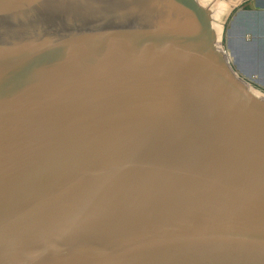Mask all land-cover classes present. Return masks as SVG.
<instances>
[{
  "label": "water",
  "instance_id": "95a60500",
  "mask_svg": "<svg viewBox=\"0 0 264 264\" xmlns=\"http://www.w3.org/2000/svg\"><path fill=\"white\" fill-rule=\"evenodd\" d=\"M195 0H0V264H264V99Z\"/></svg>",
  "mask_w": 264,
  "mask_h": 264
},
{
  "label": "rangeland",
  "instance_id": "374dc122",
  "mask_svg": "<svg viewBox=\"0 0 264 264\" xmlns=\"http://www.w3.org/2000/svg\"><path fill=\"white\" fill-rule=\"evenodd\" d=\"M205 11L209 12L212 18L213 27L219 25L221 32L220 47L227 63L233 72L242 79L249 90L258 91L263 95L264 89L261 88L264 83L258 75L250 71L252 65L250 64V51L240 48V44L232 42L230 39L234 17L240 9L250 6V0H195ZM207 9V10H206ZM214 21V23H213ZM216 23V24H215ZM217 25V26H216ZM215 44V43H214ZM238 50V53H236ZM215 51V47H214ZM215 53L219 54L217 51ZM223 59V58H222ZM254 93V92H253ZM260 97V98H261Z\"/></svg>",
  "mask_w": 264,
  "mask_h": 264
},
{
  "label": "crops",
  "instance_id": "0c3cea01",
  "mask_svg": "<svg viewBox=\"0 0 264 264\" xmlns=\"http://www.w3.org/2000/svg\"><path fill=\"white\" fill-rule=\"evenodd\" d=\"M230 39L250 51V71L264 82V0H250L249 7L237 12ZM261 88L264 89V83Z\"/></svg>",
  "mask_w": 264,
  "mask_h": 264
},
{
  "label": "bare ground",
  "instance_id": "6f19581e",
  "mask_svg": "<svg viewBox=\"0 0 264 264\" xmlns=\"http://www.w3.org/2000/svg\"><path fill=\"white\" fill-rule=\"evenodd\" d=\"M207 10V9H206ZM210 12V11H209ZM211 13V12H210ZM212 15V14H211ZM213 23H214V21H213ZM216 24V23H215ZM217 26V25H216ZM215 27V26H214ZM213 27V24H212V33H213V43H215L214 44V47H215V51H217L218 53H219V55H222V58H223V60H222V62L223 63H225V64H227V60H226V57L224 56V54H223V52H222V49H221V45H220V32H221V30H220V27H219V25L216 27V29ZM220 35V36H219ZM247 86H248V84H247ZM248 88H250V87H248ZM250 89H252V88H250ZM250 91H252V92H254V94L256 95V96H258V97H263V95L261 94V93H259L258 91H254V90H250ZM261 97V98H262Z\"/></svg>",
  "mask_w": 264,
  "mask_h": 264
}]
</instances>
